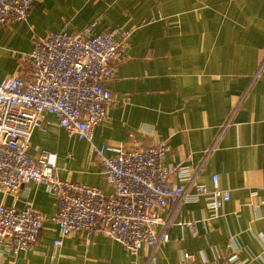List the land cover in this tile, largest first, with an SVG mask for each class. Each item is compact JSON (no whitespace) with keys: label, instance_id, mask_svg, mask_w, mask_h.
<instances>
[{"label":"crops","instance_id":"0c3cea01","mask_svg":"<svg viewBox=\"0 0 264 264\" xmlns=\"http://www.w3.org/2000/svg\"><path fill=\"white\" fill-rule=\"evenodd\" d=\"M92 23L95 34L127 32L115 38L124 56L107 84V119L89 142L46 113V130L31 134L30 155L47 150L57 178L109 192L94 148L112 155L164 141L165 164L189 166L208 188L216 175L229 199L216 211L210 195L164 210L167 226L156 233L168 240L128 255L116 240L86 231L54 247L56 198L30 182L0 193V203L28 204L44 217L38 240L16 264H264V0H34L26 21L0 24V80L25 74L23 56L38 37Z\"/></svg>","mask_w":264,"mask_h":264},{"label":"built area","instance_id":"2783aa9c","mask_svg":"<svg viewBox=\"0 0 264 264\" xmlns=\"http://www.w3.org/2000/svg\"><path fill=\"white\" fill-rule=\"evenodd\" d=\"M34 0H0V24L26 21ZM93 23L81 31L48 32L35 39L24 54L25 74L8 75L0 80V193L14 194L30 182L43 183L57 201V211L49 221L62 239L77 231L105 235L119 242L128 255L142 247H155L167 241L157 236L161 216L183 203L210 195L208 207L217 210L229 199L219 188L216 175L212 188L196 183L195 172L185 164H165L168 146L164 141L146 149L122 148L112 155L105 146L94 148L102 174L111 190L56 177L55 156L41 150L31 156L28 148L35 129L45 131L43 116L56 117L58 126L79 139L91 142L95 126L107 119L115 62L124 56L116 36L118 29L93 33ZM194 187L195 191L190 189ZM44 217L30 205L22 208L0 203V257L16 264L19 253L36 243ZM196 234L195 222L186 223ZM190 256L183 254V260Z\"/></svg>","mask_w":264,"mask_h":264}]
</instances>
